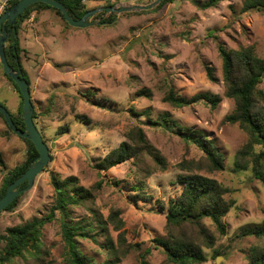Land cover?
<instances>
[{
    "label": "rangeland",
    "instance_id": "1",
    "mask_svg": "<svg viewBox=\"0 0 264 264\" xmlns=\"http://www.w3.org/2000/svg\"><path fill=\"white\" fill-rule=\"evenodd\" d=\"M114 1L118 7L154 2ZM254 1L264 0H229L209 9L200 8L193 0H174L148 10L102 11L90 20L106 23L84 28L68 25L49 8L26 19L21 52L16 59H8L20 65L31 82L36 125L46 138L51 160L34 185L22 194L18 205L1 212L0 251L4 245L2 236L9 227L51 211L55 204L51 182L54 172L61 178L76 176L87 188L103 181L95 207L109 219L112 212L119 210L124 226L117 230L109 220L107 231L99 237L100 244L104 245L108 238L119 243L121 233L129 244H140V249H132L117 264H143V259L146 264H174L162 248L155 247V238L168 236L167 219L159 212V205L181 192L180 174L194 172L221 181L229 188L227 199L234 202L223 218L225 234L210 219L205 220L208 228L216 232L217 240L213 248L205 249L207 261L201 264H249L252 248L264 245V240L243 236L242 230L264 221V185L251 169H234L236 153L250 137L238 123L227 120L236 102L226 96L219 44L229 50L254 45L256 54L264 58V6L250 7ZM106 2L85 0L91 9ZM111 15L113 20L109 21ZM207 65L213 67L216 81L209 79ZM4 72L0 61V102L17 114L22 97ZM170 86L186 97L209 91L223 100L215 108L205 102L175 107L164 100ZM144 88L152 91L151 97L138 95ZM259 89V107L264 110V79ZM166 114L183 126L203 130L213 139L224 156L225 169L210 170L195 163L191 169L182 168L184 161L199 160L203 152L184 142L176 131L154 123ZM78 116H87L88 120ZM136 126L144 128L150 142L166 158L167 166L152 176H142L133 161L99 172L96 164L127 140L126 134ZM61 128L66 132L60 133ZM28 148V143L11 131L0 116V152L6 163L5 168L0 165V185L9 170L26 159ZM139 181L142 192L152 194V198L139 195L134 187ZM88 214L84 207L73 208L75 220ZM43 241L47 262L65 264V241L58 220L46 225ZM100 244L93 239L80 240L86 254L103 261L106 253L101 252Z\"/></svg>",
    "mask_w": 264,
    "mask_h": 264
},
{
    "label": "trees",
    "instance_id": "2",
    "mask_svg": "<svg viewBox=\"0 0 264 264\" xmlns=\"http://www.w3.org/2000/svg\"><path fill=\"white\" fill-rule=\"evenodd\" d=\"M19 0H11L9 6L14 5ZM64 3L75 19H80L91 10L85 0H58ZM224 1L229 0H205L200 2L193 0L202 9L217 7ZM174 0H162L157 8L163 7ZM115 4L114 0H107L104 6ZM250 7L264 6V1H254L249 3ZM45 8L55 10L65 20L62 12L44 2H37L30 5L26 11L19 16V19H28L33 13L40 12ZM94 9V8H93ZM103 13V12H102ZM115 16V14H112ZM107 18L113 20V16ZM69 25V23L66 21ZM21 47H18V55ZM219 52L223 62V77L226 86V96L235 100V110L227 116V120L238 123L240 127L249 135V141L235 156V171L252 170L255 178L264 185V110L259 107L262 91L259 84L264 79V58L256 54L255 46H240L238 49L229 50L224 44H219ZM16 67L15 63L13 64ZM5 75L13 82L20 92L22 102L17 114H12L15 124L24 129L25 120L23 117L24 98L17 83L6 73ZM24 78L31 84L23 70ZM207 75L210 80L216 81L214 69L207 65ZM138 95L151 97L152 91L144 88L138 91ZM164 100L175 107H185L198 102H205L212 107H217L223 100L219 94L212 92H200L192 97H186L176 92L170 86L165 94ZM1 103V102H0ZM2 104V103H1ZM4 105V104H3ZM0 116L4 115L0 112ZM88 120L87 116H78ZM34 121L37 122V112H34ZM155 124H163L182 138L187 144L196 145L203 155L199 160L184 161L182 168L191 169L192 163L206 165L210 170H224V156L216 147L213 139L201 129L189 128L171 119L169 115H163L156 120ZM37 124V123H36ZM8 125V123H7ZM9 129L12 131L10 126ZM67 129L61 128L60 133ZM43 135V134H42ZM127 140L123 141L119 147L112 150L102 160L96 164L99 172L133 161L140 168L142 176H152L158 169L167 166V160L160 150L155 147L147 137L142 126L133 127L127 134ZM46 141L45 136L43 135ZM29 148L26 159L13 169H10L0 185V199L6 194L8 187L20 176H22L39 156L33 141L24 138ZM0 165L5 168L6 163L0 152ZM155 168H151L152 166ZM46 169V168H45ZM44 169V170H45ZM144 178V177H140ZM178 180L182 187L181 192L168 202L160 204L159 212L167 219L166 238H155V247L162 248L168 260L174 264H201L207 261L206 250L213 248L216 244V232L211 231L205 223L210 219L218 231L223 235L226 233V224L223 218L230 212L233 201L227 199L229 188L224 186L216 178L189 172L180 174ZM51 182L55 189V204L51 211L43 217H35L32 220L7 229L2 236L4 245L0 251V264H11L15 261L34 262L36 264H59L56 261L46 259V248L43 241L44 228L53 220L61 223L63 239L65 241V264H117L122 257L127 255L132 249H140V244H129L123 233L119 235V243L112 238H108L104 245L99 242L100 235L107 231L109 220H111L117 230L124 226V221L119 216V210L112 212L109 218H105L95 207L97 192L102 187L103 181H99L94 187L87 188L79 183L76 176L61 178L57 173H51ZM28 186V181L24 182L22 188ZM143 184L139 181L134 185L141 197L152 198V194L143 191ZM18 196L5 210L14 209L21 199ZM84 207L89 214L79 220L74 219L73 208ZM3 211V210H2ZM0 211V214L1 212ZM102 230V231H101ZM103 232V233H101ZM243 236H255L264 240V221L254 227H246L242 230ZM81 239H93L100 244L101 252L106 253V259L98 261L94 256L85 253L80 245ZM46 254V255H45ZM145 256V255H144ZM249 264H264V245H256L252 248ZM143 264H146L143 259Z\"/></svg>",
    "mask_w": 264,
    "mask_h": 264
},
{
    "label": "water",
    "instance_id": "3",
    "mask_svg": "<svg viewBox=\"0 0 264 264\" xmlns=\"http://www.w3.org/2000/svg\"><path fill=\"white\" fill-rule=\"evenodd\" d=\"M162 0H154L147 5H135L132 7H122L117 4L111 6H102L88 10L83 17L75 19L69 13L66 5L58 0H19L14 5L7 8L6 12L0 17V27L3 22L8 21L14 24L17 18L22 15L26 9L37 2H44L50 6L59 9L64 15L65 20L74 27H88L98 23L96 20L91 21L90 18L99 12H124L134 9L148 10L157 6ZM6 28H3V36L0 38V61L4 71L17 83L24 98L23 117L25 120V128H19L12 117L11 112L3 104L0 103V112L4 115L10 128L19 136L28 138L35 144L39 151V156L29 169L19 178H17L7 189L6 194L0 199V211L5 210L18 196L28 191L35 182L38 174H40L51 160L50 148L34 121L35 106L32 100L30 84L24 78L23 69L19 65L16 69L10 62L6 51ZM28 181V186L22 188L24 182ZM219 263V261H218Z\"/></svg>",
    "mask_w": 264,
    "mask_h": 264
},
{
    "label": "flooded vegetation",
    "instance_id": "4",
    "mask_svg": "<svg viewBox=\"0 0 264 264\" xmlns=\"http://www.w3.org/2000/svg\"><path fill=\"white\" fill-rule=\"evenodd\" d=\"M24 22L25 19L21 20L18 17L14 24L5 21L3 22L2 27H0V38L3 36V28H6L5 36L7 37L6 39L7 56L12 57L13 59H16L18 57V47L20 46V39H21ZM15 68L17 69L18 66H16Z\"/></svg>",
    "mask_w": 264,
    "mask_h": 264
},
{
    "label": "built area",
    "instance_id": "5",
    "mask_svg": "<svg viewBox=\"0 0 264 264\" xmlns=\"http://www.w3.org/2000/svg\"><path fill=\"white\" fill-rule=\"evenodd\" d=\"M11 0H0V17L6 12L7 8H9Z\"/></svg>",
    "mask_w": 264,
    "mask_h": 264
}]
</instances>
